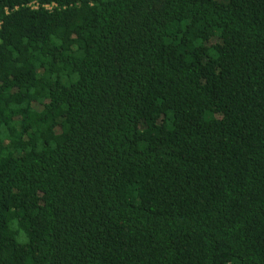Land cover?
Here are the masks:
<instances>
[{
	"label": "trees",
	"instance_id": "16d2710c",
	"mask_svg": "<svg viewBox=\"0 0 264 264\" xmlns=\"http://www.w3.org/2000/svg\"><path fill=\"white\" fill-rule=\"evenodd\" d=\"M0 264H264V0H0Z\"/></svg>",
	"mask_w": 264,
	"mask_h": 264
},
{
	"label": "built area",
	"instance_id": "2783aa9c",
	"mask_svg": "<svg viewBox=\"0 0 264 264\" xmlns=\"http://www.w3.org/2000/svg\"><path fill=\"white\" fill-rule=\"evenodd\" d=\"M33 7H34V8H37L38 6H37V4H34ZM47 8L51 9V7H49V6H47Z\"/></svg>",
	"mask_w": 264,
	"mask_h": 264
}]
</instances>
